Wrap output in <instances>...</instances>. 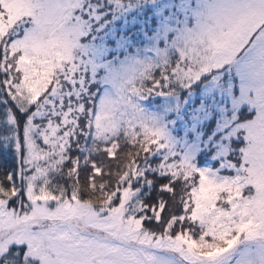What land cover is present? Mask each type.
<instances>
[{
	"label": "snow or ice",
	"instance_id": "6c2138e0",
	"mask_svg": "<svg viewBox=\"0 0 264 264\" xmlns=\"http://www.w3.org/2000/svg\"><path fill=\"white\" fill-rule=\"evenodd\" d=\"M0 264H264V0H0Z\"/></svg>",
	"mask_w": 264,
	"mask_h": 264
}]
</instances>
